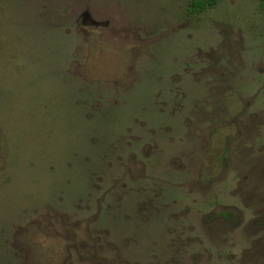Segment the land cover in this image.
Masks as SVG:
<instances>
[{
    "label": "rangeland",
    "instance_id": "1",
    "mask_svg": "<svg viewBox=\"0 0 264 264\" xmlns=\"http://www.w3.org/2000/svg\"><path fill=\"white\" fill-rule=\"evenodd\" d=\"M0 264H264L260 0H0Z\"/></svg>",
    "mask_w": 264,
    "mask_h": 264
},
{
    "label": "trees",
    "instance_id": "2",
    "mask_svg": "<svg viewBox=\"0 0 264 264\" xmlns=\"http://www.w3.org/2000/svg\"><path fill=\"white\" fill-rule=\"evenodd\" d=\"M206 5H211L210 1L209 2H193L191 5V11L192 12H198L200 10H203ZM260 6L262 9H264V0H260Z\"/></svg>",
    "mask_w": 264,
    "mask_h": 264
}]
</instances>
